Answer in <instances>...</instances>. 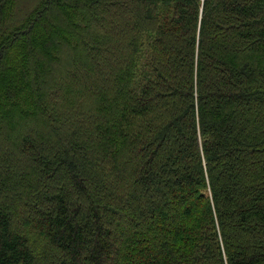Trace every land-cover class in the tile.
<instances>
[{
    "label": "trees",
    "instance_id": "trees-1",
    "mask_svg": "<svg viewBox=\"0 0 264 264\" xmlns=\"http://www.w3.org/2000/svg\"><path fill=\"white\" fill-rule=\"evenodd\" d=\"M18 4L0 264H264V0Z\"/></svg>",
    "mask_w": 264,
    "mask_h": 264
},
{
    "label": "rangeland",
    "instance_id": "rangeland-1",
    "mask_svg": "<svg viewBox=\"0 0 264 264\" xmlns=\"http://www.w3.org/2000/svg\"><path fill=\"white\" fill-rule=\"evenodd\" d=\"M40 0H18V8L15 12L14 18L12 19V24H19L21 20L24 18L25 15L28 14V12L37 5V3ZM17 78V77H16ZM17 83V79L15 80V84ZM4 107V106H3ZM21 121L17 119L16 123H19Z\"/></svg>",
    "mask_w": 264,
    "mask_h": 264
}]
</instances>
